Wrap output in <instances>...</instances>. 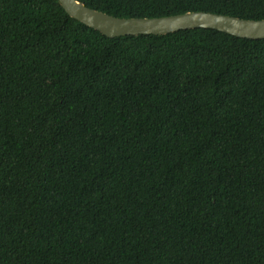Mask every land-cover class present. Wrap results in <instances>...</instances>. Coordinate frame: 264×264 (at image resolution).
I'll use <instances>...</instances> for the list:
<instances>
[{
    "label": "trees",
    "instance_id": "obj_1",
    "mask_svg": "<svg viewBox=\"0 0 264 264\" xmlns=\"http://www.w3.org/2000/svg\"><path fill=\"white\" fill-rule=\"evenodd\" d=\"M264 19V0H77ZM0 264H264V39L108 38L0 0Z\"/></svg>",
    "mask_w": 264,
    "mask_h": 264
},
{
    "label": "water",
    "instance_id": "obj_2",
    "mask_svg": "<svg viewBox=\"0 0 264 264\" xmlns=\"http://www.w3.org/2000/svg\"><path fill=\"white\" fill-rule=\"evenodd\" d=\"M73 20L108 38L138 35H166L179 30L212 29L228 35L264 39V19L245 20L208 12H186L160 18H116L85 7L77 0H58Z\"/></svg>",
    "mask_w": 264,
    "mask_h": 264
}]
</instances>
